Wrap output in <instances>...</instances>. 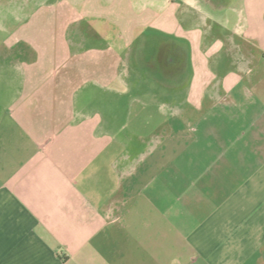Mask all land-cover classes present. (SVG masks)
Listing matches in <instances>:
<instances>
[{
    "label": "crops",
    "instance_id": "obj_1",
    "mask_svg": "<svg viewBox=\"0 0 264 264\" xmlns=\"http://www.w3.org/2000/svg\"><path fill=\"white\" fill-rule=\"evenodd\" d=\"M31 1L0 18V264H264V38L215 30L236 0Z\"/></svg>",
    "mask_w": 264,
    "mask_h": 264
},
{
    "label": "rangeland",
    "instance_id": "obj_2",
    "mask_svg": "<svg viewBox=\"0 0 264 264\" xmlns=\"http://www.w3.org/2000/svg\"><path fill=\"white\" fill-rule=\"evenodd\" d=\"M31 2L33 7L43 6L40 0H32ZM13 3V0H0L1 21H5L7 19L3 18V14H5V12L8 14L7 11H9V7L7 6ZM235 5V9L226 11L225 13H221L220 18H224L225 20L228 18L230 24L224 27L222 33H220L221 29L219 27H215L217 34H222L225 37H227L228 35H233V31L234 29H236L235 27L237 21H239L241 22L243 27H239L238 29L239 31H242L240 33L238 32L239 35L235 34V36L237 35L238 38H241V36L248 37L250 35H253L252 32L254 31L255 36L264 38V0H236ZM244 23H246L245 27ZM250 24H252L253 26H251ZM23 31L25 32V28H23ZM19 34L24 35V33H22V29L20 31L14 32L12 28L5 29L0 25V40L7 41V43L12 42L15 39V36L18 37ZM47 34L48 30L45 35L47 36ZM3 67L7 66L3 65Z\"/></svg>",
    "mask_w": 264,
    "mask_h": 264
}]
</instances>
